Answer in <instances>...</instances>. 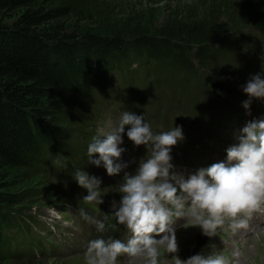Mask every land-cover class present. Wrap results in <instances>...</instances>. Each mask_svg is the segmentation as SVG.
<instances>
[{
	"label": "trees",
	"instance_id": "trees-1",
	"mask_svg": "<svg viewBox=\"0 0 264 264\" xmlns=\"http://www.w3.org/2000/svg\"><path fill=\"white\" fill-rule=\"evenodd\" d=\"M246 1L209 0L180 15L172 12L154 32L139 28L131 36H111L67 29L70 15L81 14V0H0V261L19 256L7 231L19 222L14 208L39 193L33 187L25 191L26 180L39 177L56 186L46 174L61 169L78 185L77 166L70 160L86 162L81 146L88 141V123L82 112L83 119L75 118V96L80 99L86 87L134 62L148 66L150 78L155 73L177 84L176 90L192 88L191 102H202L196 101L199 90H211L213 82L196 90L193 79L197 84L212 70L228 87L237 72L232 67L239 64L238 48L247 32L243 16L252 22L249 13L256 8ZM242 74L238 71L237 78ZM204 102V108L212 103ZM49 159L50 173H44Z\"/></svg>",
	"mask_w": 264,
	"mask_h": 264
},
{
	"label": "rangeland",
	"instance_id": "rangeland-1",
	"mask_svg": "<svg viewBox=\"0 0 264 264\" xmlns=\"http://www.w3.org/2000/svg\"><path fill=\"white\" fill-rule=\"evenodd\" d=\"M81 1L84 3L80 5L81 14L74 12L70 15L66 21L67 29L70 31L73 27L78 32V29H83L82 31L111 36L116 34L131 36L136 30L144 28L146 31L154 32L156 28L167 24L164 21L168 15L172 16V12L180 15L185 8L188 9L187 7L207 6L209 3V0ZM238 1L245 5V0ZM248 1L256 8L253 9L254 12L249 13L252 22L243 16L246 19L243 27L246 26L245 31L247 32L243 36L244 43L238 48L239 64L232 67V70L237 72L249 68L251 63L264 67V0ZM246 10L250 11L248 8ZM11 22L8 20L6 23ZM150 70L146 65L132 62L126 69L119 72L112 71L108 76L86 87L80 99L75 96V102L78 100L75 107V118L83 119L80 115L82 112L86 115L85 121L88 123L85 128V132H88L86 136L88 141L81 147L87 150L93 137L110 131L118 123L124 111L138 116L144 115L145 122L151 125L154 132L167 131L174 126L182 129L184 139L173 147L171 162L174 169L178 166L181 174H188L220 151L224 137L228 134H235L237 123L264 119V115H260L264 109L262 105L264 101L253 99L250 109H245L243 106L250 99L243 89L253 77L257 76L250 70L243 74L242 80L238 79L237 72H234L235 76L232 74L231 80L228 78V87L225 86L220 75L212 70L202 74L197 84L193 79L192 84L196 90H199L200 83L204 84L206 80L207 82L211 80L212 84L225 88V95L218 100L212 99L211 95L208 99L210 89L209 91L205 88L199 90L201 96L196 101H202L200 103L191 102L193 101L190 100L192 88H189L188 92L185 88L184 91H180L179 88L176 90L178 86L170 82L171 80L165 78L160 80L155 73L150 78L153 73ZM260 77L264 79V74ZM242 95L244 97L240 99ZM211 99L215 102L213 109L209 112L204 111V101ZM197 105L203 106L198 110ZM239 109L244 110L241 116H239ZM204 117L206 119L203 120ZM231 120L235 121L234 127H231L233 126ZM211 121H214L213 125L218 122L220 126H224L223 133L209 131L217 129L216 126L209 125ZM127 130L126 127L123 135L124 143L121 145L127 151L118 162L128 163L129 167L119 175L109 177L103 164L100 167L90 165L87 156L84 159L86 162L81 160L82 164L78 157L70 160L72 165L77 166V170H84L89 175L102 180L101 189L104 196L101 197L103 203L99 206L85 204L82 199L87 195V190L67 181L63 172L60 174L61 169L53 170L55 176L46 174V177L52 178L51 182L57 184L56 186L46 185L45 180L39 177L30 178L24 182L25 191L33 187V190L39 193L30 201H26L28 203L22 202L14 208L19 222L16 221L17 226L13 223V227L7 231V234L10 235L8 236L10 239L13 237L12 245L15 250L19 251L17 252L19 256L1 260L0 264H83V253L90 240L101 237L105 240L127 239L125 229L118 225L115 217L112 216L114 214L113 202L115 201L118 206L122 198L119 193L115 192V188L123 183L125 172L135 173V167H138L139 161L147 154L144 146L136 148L128 140ZM75 162H80V164ZM61 164L63 168L65 162ZM51 166L49 159L45 162L44 173H50ZM21 191V188H18L15 193L19 194ZM81 208L90 216L102 220L106 225V230L103 233L97 232L95 225L84 221L79 216L78 210ZM53 210H56L58 215H54ZM104 215H108L107 218ZM181 226L177 228L176 236L179 246L178 255L182 260L194 256L192 252L195 250L199 237L207 239L205 246L199 250V254H211L218 248H227L225 236L220 230L218 236L208 238L199 228H182ZM222 238L223 243L220 242ZM227 253L233 260V264H264V227L244 246L232 245ZM234 253H239V256H233ZM123 261L124 257H121V264Z\"/></svg>",
	"mask_w": 264,
	"mask_h": 264
},
{
	"label": "clouds",
	"instance_id": "clouds-1",
	"mask_svg": "<svg viewBox=\"0 0 264 264\" xmlns=\"http://www.w3.org/2000/svg\"><path fill=\"white\" fill-rule=\"evenodd\" d=\"M243 91L250 98L243 106L250 109L253 99L264 101V79L253 77ZM126 127L134 147L147 149L135 173L125 172L123 183L115 188L122 198L118 206L113 202L112 216L125 229L127 239L90 240L83 264H121V257L123 264H233L223 251L180 259L177 225L183 221L182 228H199L212 238L219 230L235 234L246 229L254 215L264 214V119L251 120L240 130L224 161L185 176L175 172L171 162L173 147L184 139L182 129L174 126L154 132L144 115L124 111L110 131L93 137L87 146L88 164H103L109 177L127 169L128 163L118 162L127 151L121 147ZM73 179L87 190L85 204L103 203L101 179L84 170H76ZM78 211L97 232L106 230L102 220L83 208Z\"/></svg>",
	"mask_w": 264,
	"mask_h": 264
},
{
	"label": "water",
	"instance_id": "water-1",
	"mask_svg": "<svg viewBox=\"0 0 264 264\" xmlns=\"http://www.w3.org/2000/svg\"><path fill=\"white\" fill-rule=\"evenodd\" d=\"M210 87L212 88V94L215 97L219 96L224 91V88L218 84H212L210 85ZM206 241L207 239L205 237H199L197 239V245L195 251L199 250L202 246H204L206 244Z\"/></svg>",
	"mask_w": 264,
	"mask_h": 264
},
{
	"label": "bare ground",
	"instance_id": "bare-ground-1",
	"mask_svg": "<svg viewBox=\"0 0 264 264\" xmlns=\"http://www.w3.org/2000/svg\"><path fill=\"white\" fill-rule=\"evenodd\" d=\"M239 111H240V112H239V116H241L242 113H244V110H240V109H239Z\"/></svg>",
	"mask_w": 264,
	"mask_h": 264
}]
</instances>
